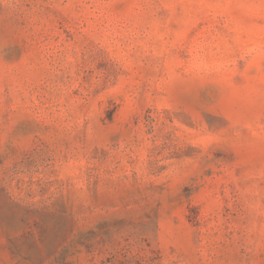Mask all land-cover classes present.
<instances>
[{
	"label": "rangeland",
	"instance_id": "1",
	"mask_svg": "<svg viewBox=\"0 0 264 264\" xmlns=\"http://www.w3.org/2000/svg\"><path fill=\"white\" fill-rule=\"evenodd\" d=\"M0 264H264V0H0Z\"/></svg>",
	"mask_w": 264,
	"mask_h": 264
}]
</instances>
